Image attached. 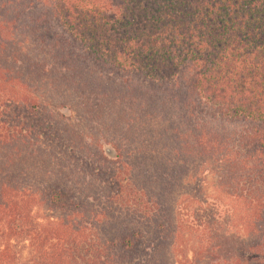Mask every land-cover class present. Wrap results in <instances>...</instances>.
I'll use <instances>...</instances> for the list:
<instances>
[{"label":"trees","instance_id":"trees-1","mask_svg":"<svg viewBox=\"0 0 264 264\" xmlns=\"http://www.w3.org/2000/svg\"><path fill=\"white\" fill-rule=\"evenodd\" d=\"M0 264H264V0H0Z\"/></svg>","mask_w":264,"mask_h":264}]
</instances>
